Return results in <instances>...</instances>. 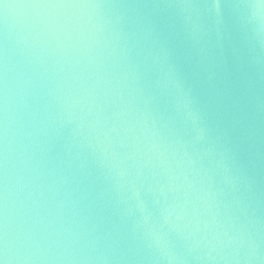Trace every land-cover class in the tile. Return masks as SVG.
<instances>
[{"label":"water","instance_id":"water-1","mask_svg":"<svg viewBox=\"0 0 264 264\" xmlns=\"http://www.w3.org/2000/svg\"><path fill=\"white\" fill-rule=\"evenodd\" d=\"M0 264H264V0H0Z\"/></svg>","mask_w":264,"mask_h":264}]
</instances>
